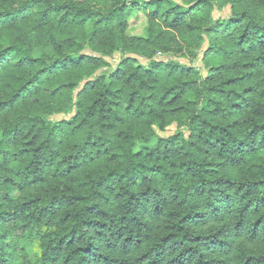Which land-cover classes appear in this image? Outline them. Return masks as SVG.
I'll use <instances>...</instances> for the list:
<instances>
[{"label": "trees", "instance_id": "16d2710c", "mask_svg": "<svg viewBox=\"0 0 264 264\" xmlns=\"http://www.w3.org/2000/svg\"><path fill=\"white\" fill-rule=\"evenodd\" d=\"M0 264H264V0H0Z\"/></svg>", "mask_w": 264, "mask_h": 264}, {"label": "rangeland", "instance_id": "374dc122", "mask_svg": "<svg viewBox=\"0 0 264 264\" xmlns=\"http://www.w3.org/2000/svg\"><path fill=\"white\" fill-rule=\"evenodd\" d=\"M213 15L215 18H217V17L227 18L229 15V9L226 7H224L222 10L219 8H215V10L213 11ZM91 29H92V25L88 24L87 30L90 31ZM205 48H206V46L203 47V50ZM39 51L44 52V53H50L51 52L50 48H43V49H40ZM121 56H122V54L119 51L113 53L112 56H105L104 59L107 62V65L104 68L100 69L97 72V75H102V74L109 75L112 72V70L117 66L119 60L121 59ZM129 57L135 58L140 62H144L143 59L139 56L129 55ZM168 57H169V55H159L158 56V58L162 59V60H164ZM177 59L180 60L181 62H183V64H185V65H194L197 68V70L202 72L204 75H206L208 73L207 66H206L205 62L203 61V52H201V55L196 62H192L186 58H177ZM84 83H86V81ZM74 114H75V110L73 109L68 113L53 114L52 119L53 120H63V119L72 117ZM12 194L17 195V192L13 191ZM20 245L27 250L31 261H35V259L38 257V252L36 251V249L33 246L29 245L26 241H22L20 243Z\"/></svg>", "mask_w": 264, "mask_h": 264}]
</instances>
